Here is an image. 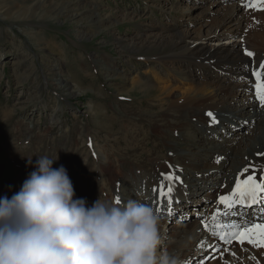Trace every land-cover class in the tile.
<instances>
[{
  "label": "rangeland",
  "instance_id": "rangeland-1",
  "mask_svg": "<svg viewBox=\"0 0 264 264\" xmlns=\"http://www.w3.org/2000/svg\"><path fill=\"white\" fill-rule=\"evenodd\" d=\"M212 1L0 0V199L7 196L10 200L17 194L30 173L36 170L39 157L45 156L54 159L53 169L63 166L68 177L69 170L80 168L79 179L73 187V199H85L86 207H91L99 199L111 202L119 197L121 204H125L139 196H144L147 202L156 195L152 184L131 172L130 161L137 166L143 155H148L152 149L155 154L166 153L164 143L177 149L173 141L180 142L182 134L169 129L166 135L173 141L163 140L165 137L155 139L153 128L157 131L161 127L159 109H166V105L163 107L161 100L152 96L153 90L144 96L139 91L126 93L123 89L129 90V80L136 74L140 75L137 80L149 78L151 82L153 78L148 69L165 73V76L168 73L166 79L172 78L170 72L176 75L178 63L169 57L176 49V42H168L164 49L151 47L152 38L146 35L162 33L174 41L175 37L187 34L197 42L215 27L224 11L231 9L235 2L224 0L221 5L214 6L210 4ZM252 2L247 0L244 10L239 11L246 20L243 29L255 42L264 43V10L252 7ZM214 9L217 11L213 12ZM123 39L127 43L119 44ZM113 64L116 66L112 67ZM175 91L172 94L180 92ZM246 92H236L238 96L234 100L237 102L230 103V106L236 109L243 101L247 102L250 95L247 96ZM233 97L229 100L232 101ZM132 100L145 113L155 112V125L135 129L123 124L122 118ZM97 109L101 110L104 120L99 117ZM167 116L165 119L172 120V116ZM262 118H258L262 130L257 129L255 122H247L249 127L240 130L245 139H239L238 145L243 147L249 142L259 147L263 144ZM121 124L123 130L130 129L129 135L123 130L121 133ZM238 130L232 129L231 137L239 138L234 135ZM257 131H260L259 135L250 139L249 136L252 134L253 137ZM104 143L107 144L105 147ZM157 143L162 150L154 146ZM108 160L114 161L115 167L106 163ZM114 173L116 177H112ZM128 174L136 177V183L130 185ZM76 177L77 173L71 180ZM192 200V192L186 189L173 198V203L184 205ZM182 204L179 205L183 207ZM161 221L164 228L173 223L168 220L165 224L166 217ZM159 247L160 251L169 248L162 243ZM232 247L241 248L235 241L229 248ZM251 251L259 257L257 251ZM204 261L205 264H215V260L208 258Z\"/></svg>",
  "mask_w": 264,
  "mask_h": 264
},
{
  "label": "bare ground",
  "instance_id": "bare-ground-1",
  "mask_svg": "<svg viewBox=\"0 0 264 264\" xmlns=\"http://www.w3.org/2000/svg\"><path fill=\"white\" fill-rule=\"evenodd\" d=\"M223 1L213 0L210 4L214 6L221 5ZM246 1L235 0L232 3V8L224 11L221 20L215 24V27L209 33L203 35L197 42L195 39L187 37V34L175 37L174 41L167 39L168 36L166 37L162 33L146 35L152 38L153 45H150L151 47L155 46L164 49L169 45L168 42H176L174 44L176 49L169 57L173 59L174 63H178V66L175 68L178 72L176 75H173L168 71L170 72L169 77L171 76L172 78L166 79L168 73L165 76V73L162 74L160 71L148 69L147 72H150L151 78L155 79L157 84L155 82L153 84L152 79L149 82V78L148 80H137V78H140V75L136 74L137 78L132 76L133 79L129 80L131 81L129 90L123 89L126 93L139 91L144 96L153 90L154 95L152 94V96L161 100L160 105L163 107L166 105V109H159L161 111V113L158 112V115L161 116L160 123L164 122L162 124L159 123L161 125V127H158L160 130L157 129L156 131L153 128L154 138L165 137L163 140H171L172 138L169 139L166 135L169 129H171V132L182 134L180 142L175 139L174 141L171 140L177 144V149L164 143L163 147L167 149L166 153L159 152V154H155L152 149L151 151L149 150L148 155H143L142 161L137 166L134 161H129L132 164L131 172H136L139 179H142L147 184H152L151 187H155L157 190H159L161 182L165 183L167 187V182L162 181V173L173 172L179 176V181L175 182L172 200L186 189H190L192 192V201H187L184 205L182 203H178L177 205L172 203V215L168 214L169 206L167 205L166 198L161 204L159 191L156 192V195H152L147 202L144 201V196H139L136 199L139 203L142 201L143 204L151 206L158 216L161 243L169 247L167 251H163L164 249L160 251L159 247L158 254L167 252L170 256L179 258L183 261V264H199L202 259L206 260L212 255L214 258L211 261L215 260V264H250V261H254L252 264H264V248L254 247L245 243L243 245L240 244L241 248L236 250L233 247L229 248L234 244V241L232 244L223 245L217 237L212 235V232L216 231L215 224L219 222H231L233 220L242 224L264 222V214L260 213V208L264 207V203L254 205L251 209H236V211L242 214L241 216L218 217L215 222L211 219L218 208L221 212L224 211L223 206L217 203L218 198L220 195L231 192L234 180L245 167H249V172L245 175H251L253 167L256 168V176L258 178L264 175V168L261 167L264 166V142L259 147L251 145L249 142L243 147L238 145L239 139H245V134L240 130H245L249 127L247 122H255L256 125L258 124L257 129L262 130L263 128L259 129L260 123L258 118L263 117L261 120L264 121V108H261L255 100L254 89H250L249 87L254 84V77L243 71L245 66L258 70L259 63L264 62V43L255 42L252 36L246 35L243 29L244 25H246V20L239 15V11L244 10L243 6L246 4ZM243 2L245 3L243 4ZM216 11L217 9L213 10V12ZM120 42L126 44L127 40L123 39L118 43L120 44ZM132 42L135 41L132 40ZM245 49L252 51L254 56H244L243 51ZM168 65H171V63L168 62ZM113 66L116 65L113 64ZM192 66L194 67L191 68ZM173 90H179L180 92L178 95L172 94ZM242 91H247V96L250 95V97L247 102L243 101L241 105L236 106V109H234L230 106V103H236L237 101L234 100L238 96L236 92L241 93ZM219 94H222V96L220 97ZM121 97L125 98L124 96ZM231 97H233L232 101L229 100ZM134 100L129 103L128 112L125 111L127 113L122 118L123 124L127 123L135 129L155 125L157 122L153 118L155 112L150 111L145 113L146 111L139 108L138 104L135 105L136 102ZM244 109L248 110L242 112ZM209 112L218 120L217 124L213 125L211 123V118L207 115ZM98 114L104 120L101 110H98ZM131 115L133 116L131 117ZM135 115L138 118L135 119ZM167 115L172 116V120L165 119L168 117ZM123 124H121V133ZM236 128L239 129L234 133V135L239 136L237 139L231 137L232 129ZM252 129L254 128L252 127ZM129 130L125 128L123 131L129 135ZM259 132L257 131L253 137L251 134L249 136L250 139L254 140L259 135ZM223 133L224 135L226 134V138ZM223 139L224 141H220ZM106 141L108 140L106 139ZM186 141L187 144L185 143ZM104 144L103 146L105 147L107 144ZM154 146L161 149L159 143ZM100 150L103 149L101 148ZM217 160H219V163H217ZM106 163L115 167L114 161L108 160ZM169 165H171V168ZM79 170H69V179L73 187L79 179ZM76 173L78 177L71 180L72 175ZM115 173L112 177L115 176ZM127 179L130 185L131 183H136V177L133 175L128 174ZM83 181H86V179ZM20 182L17 183L20 184ZM81 187L82 185L78 187V192ZM122 196L126 195L122 194ZM262 197H264V194H262ZM179 204H182L184 208ZM190 215L194 217L187 218L191 217ZM163 217H166V220H173L174 222L171 226L161 227L163 224L161 218ZM205 223L209 225L208 230L204 228ZM165 224H168V222L165 221ZM201 244H203V247L200 246ZM210 245L218 248L219 251H214L213 247H209ZM251 249L257 251L259 257H255L256 254Z\"/></svg>",
  "mask_w": 264,
  "mask_h": 264
},
{
  "label": "clouds",
  "instance_id": "clouds-1",
  "mask_svg": "<svg viewBox=\"0 0 264 264\" xmlns=\"http://www.w3.org/2000/svg\"><path fill=\"white\" fill-rule=\"evenodd\" d=\"M39 157L21 190L0 199V264H183L167 252L154 209L136 200L73 199L66 169Z\"/></svg>",
  "mask_w": 264,
  "mask_h": 264
},
{
  "label": "snow or ice",
  "instance_id": "snow-or-ice-1",
  "mask_svg": "<svg viewBox=\"0 0 264 264\" xmlns=\"http://www.w3.org/2000/svg\"><path fill=\"white\" fill-rule=\"evenodd\" d=\"M247 6V5H246ZM251 6L257 10H264V0H253ZM243 55L246 57H253L254 53L245 49ZM243 71L247 72L250 76L254 77V84L250 85V89H254L255 100L259 103L261 108H264V62L259 63L258 70L254 68H249L245 66ZM243 79V77H241ZM207 115L211 118V123L217 124L218 121L215 119L214 115L209 112ZM219 163V160H217ZM171 168V165H169ZM264 168V166H261ZM249 172V167H245L236 177L235 185L229 194L220 195L218 198V205H222L224 211L221 212L218 208L217 211L212 215V221H217L218 217H236L242 214L236 209L238 208H253L254 205H259L264 203V175L259 178L256 176V168H252L251 175H245ZM162 181L167 182V187L165 183L161 182L159 185V190L153 188V192L159 191V198L161 204L167 199L168 214L172 215L171 205L173 203L172 194L175 187V182L179 181V176L175 175L173 172L162 173ZM243 177V178H242ZM117 203H121L119 197L116 198ZM159 210V209H158ZM260 213L264 214V207L260 208ZM204 228L208 230L209 225L204 224ZM216 231L212 232V235L217 237L219 241H222L225 245L232 244L233 241L243 245L248 243L254 247L264 248V222L255 223H238L236 221L231 222H219L215 224ZM203 247V244L200 245ZM214 251H219L218 248H214ZM227 251V249H225ZM214 257H208L212 259ZM200 264H205L202 259Z\"/></svg>",
  "mask_w": 264,
  "mask_h": 264
}]
</instances>
